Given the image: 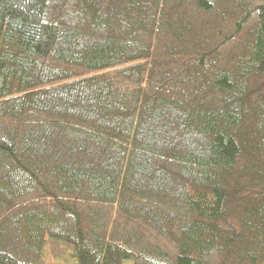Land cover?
<instances>
[{
  "label": "trees",
  "instance_id": "1",
  "mask_svg": "<svg viewBox=\"0 0 264 264\" xmlns=\"http://www.w3.org/2000/svg\"><path fill=\"white\" fill-rule=\"evenodd\" d=\"M264 264V0H0V264Z\"/></svg>",
  "mask_w": 264,
  "mask_h": 264
},
{
  "label": "rangeland",
  "instance_id": "2",
  "mask_svg": "<svg viewBox=\"0 0 264 264\" xmlns=\"http://www.w3.org/2000/svg\"><path fill=\"white\" fill-rule=\"evenodd\" d=\"M70 249L68 246L48 241L46 245L45 253H44V260L47 264H60L63 262H69L70 258ZM123 264H132L131 261H124Z\"/></svg>",
  "mask_w": 264,
  "mask_h": 264
}]
</instances>
